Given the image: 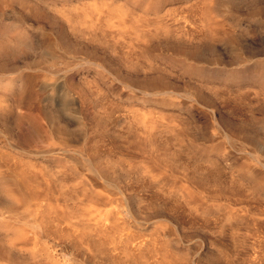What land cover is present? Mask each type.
<instances>
[{
  "label": "rangeland",
  "instance_id": "rangeland-1",
  "mask_svg": "<svg viewBox=\"0 0 264 264\" xmlns=\"http://www.w3.org/2000/svg\"><path fill=\"white\" fill-rule=\"evenodd\" d=\"M0 264H264V0H0Z\"/></svg>",
  "mask_w": 264,
  "mask_h": 264
},
{
  "label": "bare ground",
  "instance_id": "bare-ground-1",
  "mask_svg": "<svg viewBox=\"0 0 264 264\" xmlns=\"http://www.w3.org/2000/svg\"><path fill=\"white\" fill-rule=\"evenodd\" d=\"M8 193V192H7Z\"/></svg>",
  "mask_w": 264,
  "mask_h": 264
}]
</instances>
